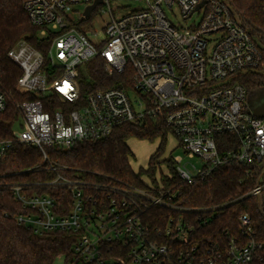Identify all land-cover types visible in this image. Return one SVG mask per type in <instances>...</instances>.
<instances>
[{
    "label": "built area",
    "instance_id": "2783aa9c",
    "mask_svg": "<svg viewBox=\"0 0 264 264\" xmlns=\"http://www.w3.org/2000/svg\"><path fill=\"white\" fill-rule=\"evenodd\" d=\"M95 1L25 0L26 15L39 39L52 40L44 52L25 41L8 52L21 70L16 92L35 99L15 105L17 123L27 136L19 138L12 131L11 139H0V158L19 142L36 148L46 160L47 150L68 151L78 142L101 141L124 124L154 119L165 111V124L179 147L202 163L201 168L191 165L190 173L179 159L173 161L185 185L203 181L228 164L256 165L264 173V116L249 114L246 90L238 81L264 68L263 56L227 6L219 0H205L199 9L203 0H131L142 7L123 15L120 0H112V7L111 0H101L84 18ZM174 9L180 22L167 16ZM97 58L104 61L108 76L128 67L131 90L111 87L81 96L80 74ZM53 96L56 109H51ZM5 110L0 92V112ZM220 135L234 136L238 149L220 155ZM146 185L144 190L94 184L58 174L47 186L60 187L65 192L61 199L29 193L22 186L4 188L25 210L15 215L18 224L38 235H78L64 264L252 263L261 245L253 238L247 215L238 218L242 238L225 232L220 244L198 240L196 230L213 220L211 209L181 207L175 203L179 190L160 182ZM250 194L264 211V182ZM65 197L68 207L62 205ZM150 208H165L176 216L159 219L150 229L141 219Z\"/></svg>",
    "mask_w": 264,
    "mask_h": 264
},
{
    "label": "trees",
    "instance_id": "16d2710c",
    "mask_svg": "<svg viewBox=\"0 0 264 264\" xmlns=\"http://www.w3.org/2000/svg\"><path fill=\"white\" fill-rule=\"evenodd\" d=\"M219 1L227 6L255 40L264 64V0ZM24 2L0 0V92L6 100V110L0 112V139L12 138L13 127L19 118L15 105L35 99L34 95L16 92L15 84L21 70L9 60L8 52L21 41L44 52L52 40V36L39 39L38 29L28 20ZM103 68L101 58L86 65L85 73L81 72L79 79L81 96L111 87L131 90V71L128 67L124 73L111 76ZM261 70L264 68L238 78L246 90L247 104L264 93V72ZM51 99V109H56V99L54 96ZM46 110L49 108L46 107ZM165 115L166 112L161 111L154 119L124 124L104 140L78 142L68 151L47 150L46 160L36 148L13 142L8 152L0 158V264H54L57 258L67 259L72 255V246L78 238L76 233L52 231L38 235L18 224L15 215L25 213V210L4 188L6 185L22 186L28 188L29 193H48L61 199L65 192L60 187L47 186L58 174L94 184L128 185L144 190L148 188L147 181L155 186L160 182L166 188L173 187L180 191L175 201L177 205L211 209L209 211L214 216L212 222L196 230L195 238L202 241L211 240L220 244L224 241L225 232L229 236L242 238L238 218L247 215L253 238L261 245L251 264H264V211L257 198L250 194L258 184L264 182V173L256 165L228 164L216 169L203 181L185 185L178 178L172 160L164 158L168 137L175 138L165 124ZM130 140L158 141L146 168L132 169L130 161L134 155L128 146ZM217 140L220 155L238 149V141L232 135H220ZM51 168L56 170L52 171ZM62 202L68 207L66 197ZM169 216L176 214L165 208H150L141 215V219L152 229L159 225L156 221H164Z\"/></svg>",
    "mask_w": 264,
    "mask_h": 264
},
{
    "label": "rangeland",
    "instance_id": "374dc122",
    "mask_svg": "<svg viewBox=\"0 0 264 264\" xmlns=\"http://www.w3.org/2000/svg\"><path fill=\"white\" fill-rule=\"evenodd\" d=\"M118 4L123 7L122 9L123 15L133 11L134 9H138L142 7V4L140 2L131 1V0H120L118 1ZM113 5H114L113 1L111 0L110 6L112 7ZM102 8L105 12H108L106 6H103ZM77 9L80 11L83 10L81 6L78 7ZM113 14L116 16V13ZM167 14H168L167 15L168 18H170L174 22H180L179 16L176 13L175 9L173 14H170L169 12H167ZM69 17L72 20L76 19V15L73 14H69ZM261 72H264V70H261ZM129 97L131 101H133L132 96L130 95ZM20 125H21L20 123L15 124L12 131H14V134H16V136H18L19 138H25L27 134L21 128ZM157 145H158V141H155L154 143H148L137 140H130L128 142V146L134 155V159L130 161L131 167L134 171H137L141 167L142 168L147 167L149 157L154 153ZM164 158L167 159L169 158L172 160V162L173 161L176 162V160L179 159L180 165L184 166L186 170H188L190 173H194L192 171L191 165L195 166L196 168H201L202 166V163L198 158L196 157L189 158L188 155L185 154L180 147L177 148V141L172 136H169L167 139L166 152ZM147 182L150 184L149 181ZM54 264H64V259L62 257L57 258Z\"/></svg>",
    "mask_w": 264,
    "mask_h": 264
},
{
    "label": "water",
    "instance_id": "95a60500",
    "mask_svg": "<svg viewBox=\"0 0 264 264\" xmlns=\"http://www.w3.org/2000/svg\"><path fill=\"white\" fill-rule=\"evenodd\" d=\"M101 0H96L94 4L87 7L84 11V18H87L90 12L95 8L96 4L100 3ZM206 3L205 0L200 2L196 9L201 8ZM249 114L254 118H262L264 116V93L260 94L256 100L250 101L247 104Z\"/></svg>",
    "mask_w": 264,
    "mask_h": 264
}]
</instances>
